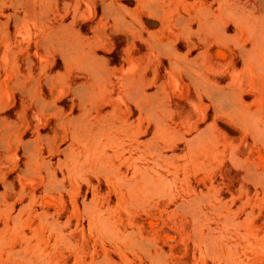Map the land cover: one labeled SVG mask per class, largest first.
<instances>
[{"label": "rangeland", "instance_id": "obj_1", "mask_svg": "<svg viewBox=\"0 0 264 264\" xmlns=\"http://www.w3.org/2000/svg\"><path fill=\"white\" fill-rule=\"evenodd\" d=\"M238 1L247 21L223 12ZM221 2L0 0V264H264V0ZM81 54L109 70L97 101L74 90ZM101 111L139 131L118 163L145 158L152 195L72 176L74 122Z\"/></svg>", "mask_w": 264, "mask_h": 264}, {"label": "bare ground", "instance_id": "obj_2", "mask_svg": "<svg viewBox=\"0 0 264 264\" xmlns=\"http://www.w3.org/2000/svg\"><path fill=\"white\" fill-rule=\"evenodd\" d=\"M221 3H223V0H222V2ZM223 5H225V3L223 4ZM223 5H222V7H223ZM228 6V5H227ZM224 8L226 9H223V12L224 13H226L228 16L229 15H231V16H233L234 18H237L238 20H242V21H247V19H245V20H243L244 18H243V12H244V6H243V4H242V2L241 1H238V2H235V3H232L230 6H228L227 8L224 6ZM226 12H225V11ZM203 12H204V10H203ZM206 13V15H207V12H205ZM191 15H193V14H191ZM198 15L199 16H201L200 15V12H198ZM202 15H204V14H202ZM225 14H223V17L222 18H224L225 16H224ZM195 16V15H194ZM194 16H191V17H194ZM227 16V17H228ZM189 17V16H188ZM196 17V16H195ZM219 17H221V16H219ZM218 17V19H215V20H218L219 21V18ZM245 17V16H244ZM185 18H187V17H185ZM203 18H204V21L206 22V21H208V22H210V16L208 17V20H206L205 19V16H203L202 17V20H203ZM206 18H207V16H206ZM246 18V17H245ZM200 20V19H199ZM182 21H184V18H183V20ZM186 21V20H185ZM193 21V20H192ZM198 21V20H197ZM213 21V19H211V23H209V24H211L210 25V27H212L213 25H212V22ZM204 22V23H205ZM207 22V23H208ZM183 23H186V22H183ZM201 23H203L202 21L200 22V24ZM188 24V23H187ZM206 24V23H205ZM209 24H208V26H209ZM202 25V24H201ZM200 25V26H201ZM216 25V24H215ZM218 26H219V24H217ZM185 26H186V24H185ZM199 26V27H200ZM203 26V25H202ZM208 26H205V27H208ZM188 27V26H187ZM205 27H204V29H205ZM216 29H218V30H216V32L217 31H220L221 32V30L219 29V27L217 28L216 26H214ZM213 27V28H214ZM263 27V26H262ZM261 27V28H262ZM188 28H190V27H188ZM187 28V29H188ZM213 28H212V30H213ZM207 29V28H206ZM209 29V28H208ZM260 28H254V30L252 29V32L254 31V34L255 35H257V36H259V32H258V30H259ZM211 30V29H210ZM223 30V29H222ZM209 31V30H208ZM208 31H206V32H208ZM214 31H215V29H214ZM264 31V30H263ZM219 33V32H218ZM223 33V35L221 34L220 36H225V34H224V32H222ZM220 34V33H219ZM264 36V34L262 35V37ZM259 38H260V36H259ZM258 38V39H259ZM263 38H261V40H262ZM260 41V40H259ZM261 43V42H260ZM259 43V44H260ZM258 44V45H259ZM259 51V53L261 54V56L263 57V59H264V42H263V44H261L260 45V47H258V50H256V53ZM256 53L254 54L253 53V55L256 57L257 55H256ZM259 53H257V54H259ZM73 53H70L69 54V57H70V55H72ZM75 54V53H74ZM76 54H78V53H76ZM75 54V55H76ZM75 55H73V58L75 59ZM79 55V54H78ZM82 55V54H81ZM83 55H85V54H83ZM82 55V56H83ZM88 55V54H87ZM252 55V54H251ZM77 57V56H76ZM79 57V56H78ZM95 58H96V56H95ZM71 60V59H70ZM77 60V63L79 64L78 66H77V68H79V66H81L82 67V69H85L86 71H88V73H90V76H91V79H90V81L86 84V85H75L74 86V90H76L75 92H77V94L79 95V97H80V99H81V101H82V103H83V101L85 100L86 102H87V100H89V101H92V100H96L95 98H96V89H102V90H104V83H105V81L108 79V78H110V77H108L107 79H105V75H106V73H109L108 71V68L106 69V73H105V69L104 68H106V67H104L103 68V65L102 64H100L98 61L96 62L91 56H88V57H86V55H85V57L83 58V57H80L79 59H76ZM258 59L256 58V61H257ZM72 61H73V59H72ZM264 61V60H263ZM73 63V62H72ZM70 64V63H69ZM102 65V66H101ZM260 67V66H259ZM262 67V66H261ZM79 69H81V68H79ZM81 69V70H82ZM261 69H263V68H261ZM258 71H260L261 72V70H258ZM142 72V71H141ZM110 74V73H109ZM139 74H141V73H139ZM138 75V74H137ZM128 76H130V75H128ZM132 76V75H131ZM139 76V75H138ZM142 75H140V77H141ZM127 77V76H126ZM140 77H138V78H140ZM129 78V77H128ZM131 78V79H130ZM127 81H126V86H127V88L129 87V89H127V90H129V92H128V95H126L125 97H128V99H132V100H134L133 102H135V101H137V102H135V103H133V104H136L137 105V103H138V101H139V103H140V105H139V103H138V105L139 106H141V108L138 106L137 108H140V113H141V110L145 113V116L146 115H149V114H146V113H153L154 112V110L155 109H153L154 108V106H152L151 108L153 109H151L150 107H149V109L151 110V111H149L148 112V106H146V103H145V101H146V93H145V90H144V88L142 87V85H143V83L142 82H140V79H132V77H130ZM135 78H137V77H135ZM125 79V78H124ZM110 80V79H109ZM110 82V81H109ZM124 82H125V80H124ZM141 83H142V85H141ZM111 84V83H110ZM109 84V85H110ZM123 85V84H122ZM123 87H125L124 85H123ZM125 89V88H124ZM126 90V91H127ZM206 90V89H205ZM99 91V90H98ZM107 91H109V90H107ZM208 91V90H207ZM103 92V91H102ZM147 92V91H146ZM123 93V92H122ZM99 96V95H98ZM101 96V95H100ZM99 96V97H100ZM130 97V98H129ZM83 99V100H82ZM111 100V99H110ZM84 101V102H85ZM97 101V100H96ZM147 101H148V99H147ZM85 102V103H86ZM84 103V104H85ZM88 103H90V102H88ZM106 104V103H105ZM104 104V105H105ZM148 104V103H147ZM83 105V104H82ZM90 106H91V104H90ZM115 107V106H114ZM114 107H112V108H114ZM91 108V107H90ZM84 109L86 110V108L84 107ZM103 109V108H102ZM87 110H88V108H87ZM87 110L85 111V112H87ZM113 111H114V109H112ZM111 110V111H112ZM92 111V110H91ZM112 111V112H113ZM139 111V110H138ZM147 111V112H146ZM153 111V112H152ZM89 112H90V110H89ZM112 112H110L111 114H112ZM123 112V111H122ZM93 113V112H92ZM89 113V115L87 116L86 114H81V112L79 113L80 115H82L81 117H78V118H76V121L74 122V119L73 120H71V124L74 122L75 123V125L73 126V125H71V126H73V128H74V132L73 131H71L72 133H73V135L74 136H72V139H73V137H76L77 139H73V140H78V142H79V144L80 145H78V146H81L80 147V150L79 151H76V150H73V151H71L72 149H71V147L69 148V149H71V150H69L67 153H69V156H68V159H67V157H66V159L68 160V162H70V167L68 168V169H70V171H71V173H72V176L74 175V177L76 176V177H86V176H88V174L89 173H91V172H95V171H97V173H98V171L100 172L101 171V175H102V172L103 173H105L106 175H108L109 176V178L111 179V181L113 180V182L114 183H116V187H117V184H119L122 188L124 187L125 189H127L129 192H130V196H131V193H133L134 195L135 194H138V193H135V192H137L138 190H140L141 191V189H142V192H143V194L145 195V194H149L148 192H150L151 193V195H152V193H154V191L155 190H153V192H151L150 190L153 188H151V186H153V185H151V183H153L154 184V182L156 181L155 179H153L151 176H150V174L148 173V166L146 165V160L144 161V159H143V161L141 162V164H138L137 163V165L135 164H133V167H132V170H124V169H122V167L120 166V164L118 163V148L119 147H121L122 146V143L124 142V140H126V138L127 137H132L133 136V134H135V135H137L136 134V129H135V133H133L132 132V129H131V127H134V126H130V122H129V119H122V120H118V119H116V120H118V121H116V120H114V119H112V118H114L113 116H116L115 114H114V112H113V114L114 115H112V118H110V115H109V118L106 116V114H108V113H106L105 114V112H103V111H101V112H97V113ZM138 115L140 116V114L138 113ZM64 116V115H63ZM73 117V116H72ZM147 117V116H146ZM166 117V116H165ZM60 118H63V117H60ZM168 118V117H167ZM166 118V119H167ZM66 119H69L68 117L66 118ZM72 119V118H71ZM137 119H140V117L138 118L137 117ZM163 119V118H162ZM131 120H133V119H131ZM130 120V121H131ZM141 120V119H140ZM65 121V120H64ZM73 121V122H72ZM134 121V120H133ZM143 121V120H142ZM66 122H68L69 123V120H66ZM260 122V121H259ZM59 123H60V121H59ZM140 123V122H139ZM138 123V124H139ZM163 123H164V121H163ZM260 124V123H259ZM69 125V124H68ZM132 125V124H131ZM262 125V124H261ZM259 127V126H258ZM262 127V126H261ZM260 127V131L262 132V131H264V130H262V128ZM263 128H264V126H263ZM131 129V130H130ZM134 131V130H133ZM260 131H258L259 133H258V136H259V134H260V136H259V138L262 136L263 138H264V132L261 134L260 133ZM71 132H70V135H71ZM137 132H139V131H137ZM133 133V134H132ZM141 134V133H140ZM143 134V133H142ZM132 135V136H131ZM134 137V136H133ZM262 137L260 138V141L262 142L263 141V139H262ZM139 138H140V136H139ZM141 139H142V137H141ZM262 139V140H261ZM72 140V141H73ZM127 140H130V139H127ZM133 140H135V138L133 139ZM145 140L143 139V140H138L137 142H139V143H141V145L142 144H144L145 142H144ZM132 142V141H131ZM136 142V143H137ZM264 142V141H263ZM77 143V142H76ZM126 143V142H125ZM135 143V144H136ZM127 144V143H126ZM131 144V143H130ZM262 144V143H261ZM75 145V144H74ZM124 146H126L125 144H124ZM138 146H140V144L138 145ZM138 146H137V149H139V150H141V148L142 147H140V148H138ZM148 146V145H147ZM146 146V147H147ZM134 147V146H133ZM145 147V148H146ZM73 148H75V147H73ZM129 148V147H128ZM127 148V149H128ZM130 148H131V146H130ZM78 149V148H77ZM126 149V150H127ZM132 149H134V151H135V148H132ZM125 150V151H126ZM71 151V152H70ZM122 151V150H121ZM148 151V150H147ZM122 152H124V150L122 151ZM122 152H121V154H122ZM127 152V151H126ZM132 152V151H131ZM139 152V151H138ZM71 153V154H70ZM136 153V152H135ZM145 153V152H144ZM144 153H143V149H142V151L139 153V154H141V156L139 155V157L141 158V157H143V155H144ZM120 154V153H119ZM133 154V153H132ZM143 154V155H142ZM146 154V153H145ZM123 155V154H122ZM129 155V154H128ZM138 155V154H137ZM147 155V154H146ZM121 156V155H120ZM127 157V159H128V156H126ZM135 157V156H134ZM138 157V156H137ZM139 157H138V160H139ZM144 157H145V155H144ZM147 157V156H146ZM123 159H125V157L123 158ZM136 158H134V160L132 159L131 161L133 162V161H137V160H135ZM147 159V158H146ZM126 160V159H125ZM125 160H122V162L124 163V161ZM158 160V159H157ZM42 161H44V160H42ZM41 161V162H42ZM159 161V160H158ZM134 162V163H135ZM145 162V163H144ZM150 162V161H149ZM123 163L121 164V165H123ZM130 163V162H129ZM152 164H155V162H154V160L152 161ZM157 164V163H156ZM155 164V165H156ZM159 164V165H158ZM158 164H157V166L156 167H158L159 166V169L160 168H162V167H160V162H158ZM43 165V164H42ZM162 166V165H161ZM127 167V166H126ZM157 170H158V168H157ZM153 171V170H152ZM151 171V172H152ZM161 171V170H160ZM150 172V171H149ZM156 170H154V176L156 177L157 175H159L158 173L156 174ZM69 173V172H68ZM148 173V174H147ZM162 173V172H161ZM105 174H104V177H105ZM156 174V175H155ZM91 175H93L92 173H91ZM91 175H89V176H91ZM52 176V175H51ZM153 176V175H152ZM107 177V176H106ZM150 177H151V179H150ZM159 178V177H158ZM53 179H54V176H53ZM52 179V180H53ZM77 179H79V178H77ZM81 179V178H80ZM85 179V178H84ZM90 179V178H89ZM110 179L108 180L107 178H106V180H108L107 182H109L110 181ZM156 179H157V177H156ZM82 180V179H81ZM88 180V179H87ZM155 180V181H154ZM112 182V183H113ZM157 183V182H156ZM109 184V183H108ZM158 186H159V184H156V187H155V185H154V187L155 188H158ZM118 188V187H117ZM124 189V190H125ZM118 190H120V188H118ZM158 190V189H157ZM114 192H115V190H114ZM121 192V191H120ZM125 192H126V190H125ZM125 192H124V194H125ZM126 193H128V192H126ZM141 193V192H140ZM139 193V194H140ZM116 194V193H115ZM129 195V194H128ZM151 195H149V196H151ZM119 196H121V195H119ZM133 196V195H132ZM131 196V197H132ZM135 196H137V195H135ZM141 197L140 198H143L144 200H146V196H143L142 197V194L140 195ZM148 196V197H149ZM124 197V196H123ZM127 197V196H126ZM129 197V196H128ZM127 197V198H128ZM134 197V196H133ZM139 197V196H138ZM136 198V201L138 200L137 199V197H135ZM123 199V198H122ZM126 200V199H125ZM134 201H135V199H133ZM133 201V202H134ZM139 201V200H138ZM137 201V202H138ZM147 201H150V198H148V200ZM136 202V203H137ZM146 204H147V202H145ZM148 204H149V202H148ZM145 206V205H144ZM106 208V207H105ZM103 210V209H102ZM101 211V210H100ZM99 211V212H100ZM104 211H106V210H103V212ZM98 212V213H99ZM103 212H100V213H103ZM100 213H99V215H100ZM100 217V216H99ZM102 217V216H101ZM130 254V253H129Z\"/></svg>", "mask_w": 264, "mask_h": 264}]
</instances>
